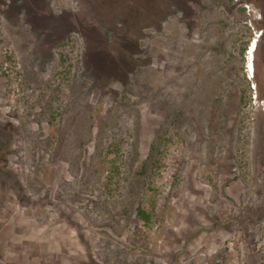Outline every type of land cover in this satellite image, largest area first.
I'll return each instance as SVG.
<instances>
[{"label":"rangeland","instance_id":"rangeland-1","mask_svg":"<svg viewBox=\"0 0 264 264\" xmlns=\"http://www.w3.org/2000/svg\"><path fill=\"white\" fill-rule=\"evenodd\" d=\"M0 264H264V0H0Z\"/></svg>","mask_w":264,"mask_h":264},{"label":"trees","instance_id":"trees-1","mask_svg":"<svg viewBox=\"0 0 264 264\" xmlns=\"http://www.w3.org/2000/svg\"><path fill=\"white\" fill-rule=\"evenodd\" d=\"M54 126L51 125L52 131L54 130ZM163 129V127H162ZM160 129L159 133L155 136L153 141L150 144L149 153L147 158L143 161V166L141 171L139 172V176L143 178L144 184L148 185L147 191L141 195L140 198H136V200H132L131 196L128 197L126 203L133 207L135 206V217H134V230L136 233H141L143 229H150L153 226L155 219V211H156V202L157 195L159 194V190H157V185L154 184L152 180L151 172L153 170H159L162 168L163 159H164V150L166 147H169V143L166 142L167 134L162 132L164 130ZM162 136H161V134ZM119 144L115 145L111 151L107 153V160L112 162L110 166V173L117 174L119 171V164L116 162L117 157L120 155L121 148ZM148 168L149 172H144ZM146 176V177H145ZM110 178H107V181ZM125 207V205H123Z\"/></svg>","mask_w":264,"mask_h":264}]
</instances>
